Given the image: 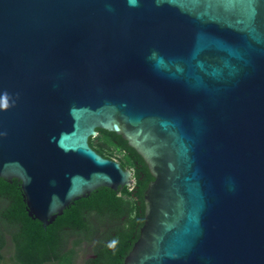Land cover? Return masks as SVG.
<instances>
[{
    "label": "water",
    "instance_id": "water-1",
    "mask_svg": "<svg viewBox=\"0 0 264 264\" xmlns=\"http://www.w3.org/2000/svg\"><path fill=\"white\" fill-rule=\"evenodd\" d=\"M145 161L124 264H264V0H0V178L52 225Z\"/></svg>",
    "mask_w": 264,
    "mask_h": 264
},
{
    "label": "trees",
    "instance_id": "trees-1",
    "mask_svg": "<svg viewBox=\"0 0 264 264\" xmlns=\"http://www.w3.org/2000/svg\"><path fill=\"white\" fill-rule=\"evenodd\" d=\"M89 142L102 157L131 169L134 185L117 192L100 188L44 226L29 216L20 181L0 178V264H75L84 245L91 248L83 264H124L140 237L145 191L153 178L143 158L116 133L99 129Z\"/></svg>",
    "mask_w": 264,
    "mask_h": 264
},
{
    "label": "flooded vegetation",
    "instance_id": "flooded-vegetation-1",
    "mask_svg": "<svg viewBox=\"0 0 264 264\" xmlns=\"http://www.w3.org/2000/svg\"><path fill=\"white\" fill-rule=\"evenodd\" d=\"M91 248V246H87V245H84L83 248L80 249V252L78 253L77 257H76V262L75 264H83L88 258V253L87 252L89 249ZM9 253H10V250H9ZM8 256H11V254H8Z\"/></svg>",
    "mask_w": 264,
    "mask_h": 264
}]
</instances>
